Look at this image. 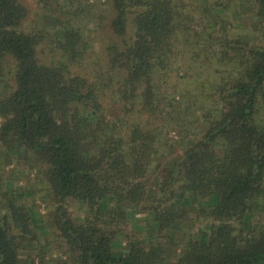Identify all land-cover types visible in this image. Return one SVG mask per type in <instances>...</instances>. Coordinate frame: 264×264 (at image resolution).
I'll return each instance as SVG.
<instances>
[{
    "label": "trees",
    "instance_id": "16d2710c",
    "mask_svg": "<svg viewBox=\"0 0 264 264\" xmlns=\"http://www.w3.org/2000/svg\"><path fill=\"white\" fill-rule=\"evenodd\" d=\"M68 1L0 0V264H264V0Z\"/></svg>",
    "mask_w": 264,
    "mask_h": 264
},
{
    "label": "rangeland",
    "instance_id": "374dc122",
    "mask_svg": "<svg viewBox=\"0 0 264 264\" xmlns=\"http://www.w3.org/2000/svg\"><path fill=\"white\" fill-rule=\"evenodd\" d=\"M20 1L25 5L27 12H28V16L24 22V27L31 31H38V30L43 31L45 29L46 27L45 24H46V21L48 20L47 19L48 17H45L44 14L47 11H52V15L55 17L56 15L68 14L77 9L76 5L72 6L71 8L68 0H46V4H47L45 6L46 8H44L41 5L43 1L45 0H20ZM90 1L97 3L96 0H90ZM100 4L101 5L99 7L102 13L106 14L108 11H110V7H111L110 2L100 1ZM90 11L91 10H87L86 14H88V12ZM93 11L95 10H92V12ZM222 12L224 13V11ZM89 19L90 21L88 22V25L90 26V29H93V26L95 28L98 21L94 19L92 20V17ZM84 22L86 21L84 20ZM104 24L105 23H103V25ZM94 37H95V44H97L96 49L98 51V53L96 52V55H98L103 50V46H105V43L107 44L109 40L113 38L110 31H108L107 28H104L94 33ZM262 39L264 40V37H262ZM191 41H192V38L189 35L188 36L180 35L176 39L175 46L180 51V62L178 63V66L181 68L185 67V63L183 59H184L185 51H187L188 49H191L190 47L192 44ZM98 81H100V79H98ZM199 87H200V83L196 81L195 77L186 78L185 71L183 69L179 77L174 72H169L167 77H164V79L162 80V92H164L165 94L169 96L176 97V101H179L180 95L182 94L185 95L186 97L192 96V94H196V90ZM203 97H204L203 103L206 104V106H209L212 104V101L205 100V99H208L206 96H203ZM109 106L113 110L116 109L112 102L110 103ZM189 118L193 119V122L188 123V125L186 126L187 130L192 132L193 134H196L197 135L196 137H200L201 134L203 133V128H204L203 124L200 122V120L197 119L196 116H193L192 114ZM171 135H172L173 141H178V134H176L175 131ZM160 153L161 155H163V158L161 159L162 163H165L167 161L170 162L171 158L174 157V154L171 153V149L168 148L167 145H164ZM10 168L11 167H9V169ZM20 185H26V181L25 180L21 181ZM35 208L40 211L41 215L46 214V208L43 202H37V206H35ZM132 226H134V222H130V224L127 227L130 229L132 228ZM169 256L171 257L169 260L172 261L174 257L171 256V254Z\"/></svg>",
    "mask_w": 264,
    "mask_h": 264
}]
</instances>
